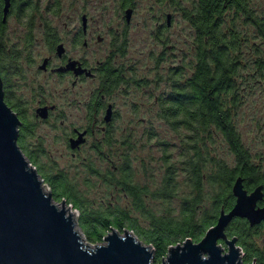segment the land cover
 <instances>
[{
    "label": "rangeland",
    "instance_id": "obj_1",
    "mask_svg": "<svg viewBox=\"0 0 264 264\" xmlns=\"http://www.w3.org/2000/svg\"><path fill=\"white\" fill-rule=\"evenodd\" d=\"M192 1L135 0V12L130 24H127L126 32L124 26H121L116 2L99 0L98 7H88V11L97 21L101 19L115 30L118 27L119 31L103 29L96 33L88 47L82 43L75 47L73 38L81 26L82 9L86 2L34 0L42 10L41 15L36 16L31 33L35 63L25 71V75H21L20 80L13 75L12 82L17 84L15 95L28 104L26 115L32 123L31 132L25 136L26 147L23 150L28 158L32 155L37 160V163L32 164L41 178L44 173L63 170L69 174L89 207L125 208L143 228H148L149 220L135 208L133 197L107 181L108 172L114 171V166H121L124 157H128L134 172V182L148 188L144 195L147 208L156 214L164 213L168 206L179 210L182 199L189 192L184 183L180 192L171 198L164 199L161 194L156 195V192L163 187L167 161L178 162L180 158L183 148L181 134L188 133L185 130L175 132L160 117L159 96L171 90L169 77L172 70L184 66L185 73L191 74L190 62L193 61L196 30L185 18L183 10L190 9ZM248 3L254 10V18L264 21V0H248ZM47 5H57L56 13H44ZM168 13L172 14L170 26H167ZM245 19L246 16L241 15L236 20L237 31L243 38L242 58L246 62L244 64L248 65L241 72L243 102L238 110L236 124L253 159L264 164V76L255 70L253 62L264 58V39L259 28ZM10 24L6 44L12 47V44L19 43V52H22L23 42L29 33L23 24L17 26L13 18ZM49 32L64 41L69 53L87 57L93 65L107 57L110 52L108 44L114 36L119 35L117 32L123 36L124 44L118 41L123 46V52H119L116 63L124 64L126 79L112 95L115 117L106 131L97 128L75 156L68 136L74 126H85L88 115L86 102L99 82L88 79L83 84L73 86L69 76L60 78L49 73H39L38 66L43 58L54 53L46 40ZM98 34L105 37V44L96 42ZM20 56V66L29 65L28 61L25 62L29 55L22 52ZM41 98L50 105H56V110L47 121L35 118V107ZM212 147L217 150L218 156L231 164L235 163V156L221 136ZM184 179L185 175L180 173L177 180L182 183ZM43 184L45 191L50 192L51 187L45 179ZM63 202L55 200L59 207ZM67 207L77 223V230L83 234V242L87 243L88 248H94L98 244L90 242L78 224L81 211L72 204L67 203ZM125 231L119 232L123 234ZM225 248L227 251L228 246Z\"/></svg>",
    "mask_w": 264,
    "mask_h": 264
},
{
    "label": "trees",
    "instance_id": "obj_2",
    "mask_svg": "<svg viewBox=\"0 0 264 264\" xmlns=\"http://www.w3.org/2000/svg\"><path fill=\"white\" fill-rule=\"evenodd\" d=\"M249 6L248 0H193L192 7L183 10L185 18L196 30L191 74L185 73L184 66L171 71V90L159 96V115L175 132L185 130L188 135L181 134L183 148L180 158L178 162L167 161L163 187L156 192L164 199L171 198L180 192L184 183L189 192L178 211L168 206L164 213L156 214L147 208L144 195L148 188L134 182L128 157H124L121 166H114L115 170L108 172L107 181L133 197L135 208L149 220L148 228H143L125 208L89 207L67 172L44 173L43 178L51 187L54 200H64L81 211L78 224L90 242L102 244L113 229L120 232L132 230L146 244L153 246V262L160 264L171 246L182 244L189 238L200 242L217 224L222 210L229 212L234 207L233 187L239 178L243 179L249 192L262 186L264 193V164L253 159L236 124L243 102L241 72L248 67L242 58L243 38L237 31L236 20L241 15L246 16L245 20L257 26L264 39V21L255 19L254 10ZM230 11L232 15L229 17ZM6 35V30L1 28V62H6L7 57ZM7 58L12 61L13 55ZM253 62L255 70L264 76V58ZM31 129L25 121L20 126L19 145L22 149L26 147L25 136ZM219 136L235 156L234 164L213 150L212 145ZM29 158L31 163L37 161L32 155ZM180 173L185 175L182 183L177 180ZM258 204L264 207V196ZM226 233L228 238L237 239L244 264H264V221L251 225L248 219L237 217L229 224ZM219 243L226 247L225 241Z\"/></svg>",
    "mask_w": 264,
    "mask_h": 264
},
{
    "label": "water",
    "instance_id": "obj_3",
    "mask_svg": "<svg viewBox=\"0 0 264 264\" xmlns=\"http://www.w3.org/2000/svg\"><path fill=\"white\" fill-rule=\"evenodd\" d=\"M7 12L10 0H6ZM130 11H128V16ZM60 49L63 47L60 46ZM47 109L41 114L47 116ZM110 120V114L107 115ZM21 120L5 99L0 85V264H154L155 250L130 230L113 229L104 243L88 248L77 230L67 202L59 207L44 179L19 145ZM86 131L70 140L75 149L86 142ZM233 192L234 207L222 210L217 224L200 242L191 238L171 246L161 264H244L237 239L226 229L237 217L251 225L264 221L262 186L249 192L239 178ZM71 212V210H70ZM223 240L228 250L219 242Z\"/></svg>",
    "mask_w": 264,
    "mask_h": 264
},
{
    "label": "flooded vegetation",
    "instance_id": "obj_4",
    "mask_svg": "<svg viewBox=\"0 0 264 264\" xmlns=\"http://www.w3.org/2000/svg\"><path fill=\"white\" fill-rule=\"evenodd\" d=\"M86 2L84 12L81 14V26L76 32L73 41L74 46L77 47L82 43L85 47H88L90 43L95 39L96 33L101 32L103 29H110V31H119L118 27L116 30L112 28L109 23H105L103 20L97 21L91 12L88 11V7L96 9L98 7L99 0H82ZM116 2V8L119 11V16L121 18V26H124V30L127 32V24H130L131 17L135 12V0H114ZM6 0H0V17H2V24H0V29L4 28L7 31L11 28V19L15 20L17 26L21 24L24 25V28L29 33L23 42V53L28 54V59L26 56V61L29 62L27 66H20V54L19 52V43L12 44V47L5 49V55H13V60L11 58H5L6 62L0 61V85L2 83L4 99L6 103L13 108V110L18 114L21 125L27 122L28 125L32 123L27 118V102L22 101L18 96L15 95L16 83L12 82V76H17V79H21V75H25V71L30 68L31 64L35 63L32 55L33 40L32 32L35 26L36 16L41 15L40 4L34 2V0H10V4L7 12L5 11ZM37 4V5H36ZM57 5L51 6L47 5L44 13H56ZM86 10V11H85ZM234 11L233 9H230ZM128 11L130 14L128 16ZM232 11L228 13L232 15ZM167 26L171 25L172 14L168 13L167 15ZM13 28L12 30H14ZM125 32V33H126ZM119 35L114 36V38L108 44L110 52L104 60L97 61L96 65L91 64L87 57L74 55L69 53L67 47L63 40L59 37L56 38L54 34L50 32L47 35L46 40L50 43L52 47L53 54L43 58V61L38 66L39 73H49L51 76H57L60 78H65L66 76L71 77L72 85L77 86L78 84H83L85 81L89 80H98V86L90 92L89 100L86 102L87 113L86 115V124L85 126H74L72 132L68 136V141L72 138H78L80 132H87L85 135L86 142L88 138L95 133L97 128H102L107 130L112 124L113 119L116 114L115 104L112 102V95L116 89L125 82V67L124 64H117L116 58L119 55V52H123V36L117 32ZM123 41L122 44H119L118 41ZM96 42L98 44H105L106 39L104 36L98 34L96 37ZM63 48L60 49L59 47ZM125 50V49H124ZM15 56V57H14ZM22 72V73H21ZM24 72V74H23ZM23 77V76H22ZM42 94V93H41ZM43 95V94H42ZM44 97V96H42ZM47 109V116L43 117V109ZM56 110L55 104H49L47 100L41 98L38 100L37 106L35 107V118L37 120H49L51 115ZM110 114V120H107V115ZM19 142V139H18ZM82 143L77 148L72 149L73 155L86 144ZM71 147V144H70ZM24 151V150H23Z\"/></svg>",
    "mask_w": 264,
    "mask_h": 264
},
{
    "label": "bare ground",
    "instance_id": "obj_5",
    "mask_svg": "<svg viewBox=\"0 0 264 264\" xmlns=\"http://www.w3.org/2000/svg\"><path fill=\"white\" fill-rule=\"evenodd\" d=\"M67 209H68V213H70V209H69V207H67ZM82 236H83V234H82ZM83 241H84V237H83ZM86 243V242H85ZM87 244V243H86Z\"/></svg>",
    "mask_w": 264,
    "mask_h": 264
}]
</instances>
